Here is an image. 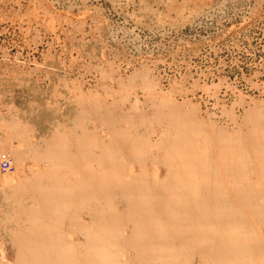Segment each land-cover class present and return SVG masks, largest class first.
<instances>
[{
	"label": "rangeland",
	"instance_id": "374dc122",
	"mask_svg": "<svg viewBox=\"0 0 264 264\" xmlns=\"http://www.w3.org/2000/svg\"><path fill=\"white\" fill-rule=\"evenodd\" d=\"M0 264H264V0H5Z\"/></svg>",
	"mask_w": 264,
	"mask_h": 264
},
{
	"label": "built area",
	"instance_id": "2783aa9c",
	"mask_svg": "<svg viewBox=\"0 0 264 264\" xmlns=\"http://www.w3.org/2000/svg\"><path fill=\"white\" fill-rule=\"evenodd\" d=\"M5 0H0V48H1V43L5 41L4 37V29L6 28V23L7 21L4 20V15H5V6H6ZM13 165L11 162V159L7 154H2L0 157V171H8L12 170Z\"/></svg>",
	"mask_w": 264,
	"mask_h": 264
}]
</instances>
